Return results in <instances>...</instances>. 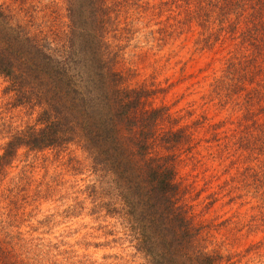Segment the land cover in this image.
<instances>
[{
	"label": "rangeland",
	"instance_id": "obj_1",
	"mask_svg": "<svg viewBox=\"0 0 264 264\" xmlns=\"http://www.w3.org/2000/svg\"><path fill=\"white\" fill-rule=\"evenodd\" d=\"M68 1L0 5L3 21L62 60L76 41ZM225 1L101 0L102 56L122 87L168 113L150 152L175 157L207 250L264 264V7L237 23ZM13 82L0 74V264H152L115 176L80 141L6 147L41 128L47 108ZM175 130L185 136L172 143Z\"/></svg>",
	"mask_w": 264,
	"mask_h": 264
},
{
	"label": "trees",
	"instance_id": "obj_2",
	"mask_svg": "<svg viewBox=\"0 0 264 264\" xmlns=\"http://www.w3.org/2000/svg\"><path fill=\"white\" fill-rule=\"evenodd\" d=\"M97 3L101 5V0L68 1L74 14L72 30L81 43L77 50L74 38L72 51L62 60L3 21L7 15L0 5V74L10 77L14 87L18 84L15 89H30L47 107L41 128L13 137L6 147L44 148L80 141L94 161L115 176L137 233L138 249L152 264H233L219 251L207 250L202 222L185 202L175 157L151 155L156 125L168 113L163 107L147 108L143 100L147 91L122 87L120 73L103 59V21ZM225 3L237 23L248 8L249 16H255L264 7V0ZM245 36L260 40L251 28ZM174 135L172 143L185 136L180 130Z\"/></svg>",
	"mask_w": 264,
	"mask_h": 264
}]
</instances>
